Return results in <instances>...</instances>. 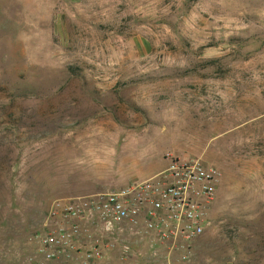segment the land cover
Returning a JSON list of instances; mask_svg holds the SVG:
<instances>
[{
  "label": "rangeland",
  "instance_id": "rangeland-1",
  "mask_svg": "<svg viewBox=\"0 0 264 264\" xmlns=\"http://www.w3.org/2000/svg\"><path fill=\"white\" fill-rule=\"evenodd\" d=\"M168 154L222 174L186 264H264V0H0V264ZM123 245L97 264H184Z\"/></svg>",
  "mask_w": 264,
  "mask_h": 264
},
{
  "label": "built area",
  "instance_id": "built-area-1",
  "mask_svg": "<svg viewBox=\"0 0 264 264\" xmlns=\"http://www.w3.org/2000/svg\"><path fill=\"white\" fill-rule=\"evenodd\" d=\"M167 168L131 184L54 204L51 224L36 235L31 264H97L105 244H138L191 261L194 244L211 225L220 170L201 158L168 154ZM171 264V263H170Z\"/></svg>",
  "mask_w": 264,
  "mask_h": 264
},
{
  "label": "crops",
  "instance_id": "crops-1",
  "mask_svg": "<svg viewBox=\"0 0 264 264\" xmlns=\"http://www.w3.org/2000/svg\"><path fill=\"white\" fill-rule=\"evenodd\" d=\"M152 177V176H151ZM150 178V177H149ZM148 179V178H147Z\"/></svg>",
  "mask_w": 264,
  "mask_h": 264
}]
</instances>
